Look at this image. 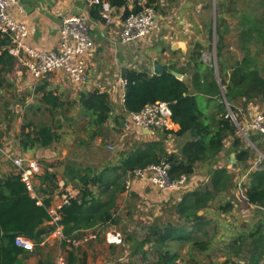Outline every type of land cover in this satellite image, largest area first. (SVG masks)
Here are the masks:
<instances>
[{"label": "trees", "instance_id": "16d2710c", "mask_svg": "<svg viewBox=\"0 0 264 264\" xmlns=\"http://www.w3.org/2000/svg\"><path fill=\"white\" fill-rule=\"evenodd\" d=\"M106 1L114 9L126 8L127 4L133 1L132 9L130 11L125 9L122 18L142 9L138 0ZM229 1L216 0L215 6L216 15L218 14L215 28L219 81L214 75V67L201 61L204 47L198 42L192 45L184 67L179 69L174 64L169 65L171 70L183 76L187 75L190 85L169 73L156 76L145 69L122 70V78L126 80L123 115L115 116L114 121L123 122L125 114L140 112L146 105L166 102L172 111V121L179 128L177 131L161 130L162 136L158 140L136 143L130 150L120 154L116 166L98 170L89 165L68 163L62 175L64 187L72 185L77 190V195L59 211L60 224L63 226L65 236L79 238L82 232L96 227H101V232H104L110 226H118L121 219L117 215V199L125 191L126 175L135 169H144L165 159L170 163L171 179H178L181 176L188 179L194 174L197 165H207L210 167L209 184L188 190L178 200L175 199V202L166 203L168 209H164L162 214L169 212L171 219L174 220L161 222L158 220L161 218H157L159 222L156 223L155 220V223L146 226V232L141 238L128 235L124 243L130 244L132 254H140L143 259H146L148 254L144 246H150L153 249L151 254L156 257L153 264H179L178 246L185 244H189L191 249L199 253L211 250L218 228L214 226L211 229L212 221L207 218V214L215 208L220 214L229 212L232 209L231 202L223 195L228 194V190L234 187L233 176L228 169L213 166L224 150L227 139L232 140V151L239 167L242 166L244 171L248 170L246 163L250 159L249 151L242 147L235 123L227 116L229 111L223 102L221 88L230 112L237 122L239 101L244 106L252 101H259L263 105L264 115V74L256 63V57L251 55L250 50L242 43L241 48L246 52L244 57L229 67L223 62L224 38L220 29L222 23L220 13ZM144 2L146 6H153L157 11L159 0ZM208 2L210 7L211 0ZM257 3L264 6V0ZM89 15L92 19L100 20L98 7L90 8ZM262 17L254 18L244 15V12L239 17L241 37L246 42H252L255 47L259 45L264 47ZM244 25H248L246 31ZM7 44V39H0V90L13 87V83L7 81V75L15 67V59L3 49ZM33 90V95L38 97V101L50 110L65 107V102L48 88L47 82L37 84ZM200 97L204 98V102L199 101ZM70 104L79 107L82 115L88 120L89 128L97 129L91 132V139L99 135L98 130L105 127L112 114V102L108 94L97 90L80 92ZM6 108V105L1 106L0 101V140L7 136L9 131V125L2 128V124L11 121L7 118ZM169 136L183 140L178 153L168 152L165 140ZM18 139L25 151L34 147H50L59 140V136L48 125L28 122L20 128ZM50 168H53L52 165H47L38 177V192H41L42 197L40 205L30 196L18 175L12 172L0 178V264H16L17 257L26 251L15 245L14 240L17 236L31 240L35 246L52 231L53 228L49 225L43 227L49 220L47 207L59 188L56 184V173L50 172ZM248 176L250 180L244 184V199L248 205L259 208L264 203V166L260 171L249 172ZM215 204L217 207H214ZM209 230H213L214 234H210ZM248 237L252 243L244 255L242 264H262L264 237L261 230H255ZM246 238L244 234H239L236 237L219 239L229 241L223 245L226 259L221 264H240L229 260L232 255L238 259L242 257V247L247 242ZM74 250L68 251V264H77L80 261Z\"/></svg>", "mask_w": 264, "mask_h": 264}, {"label": "rangeland", "instance_id": "374dc122", "mask_svg": "<svg viewBox=\"0 0 264 264\" xmlns=\"http://www.w3.org/2000/svg\"><path fill=\"white\" fill-rule=\"evenodd\" d=\"M208 1L209 0H159L157 8V13L161 17V31L159 34L147 40L134 41L125 46L119 42V49L126 50V47L129 48V45H131L130 47H136V53L138 55H144V61L140 63V70L145 69L151 72L150 58L153 54L158 55L160 53L159 51L163 50V48L171 50V47L175 45L176 42L182 41L185 44V54L176 52L172 54V57L168 56V59L173 61L172 63H174L177 68L181 69L187 64L186 58L188 53H190L192 45L198 42L204 47L201 54V61L214 67V75L219 81L218 58L216 55L217 35L215 28V21L218 18V14L216 15L215 11L216 0H211L210 7L208 6ZM234 2L236 3L234 4ZM257 2H259V0H230L224 7L225 9L220 13V17L222 18L220 29L224 38L223 62L226 67H229L235 61L241 60L246 53L241 48V44L243 43L246 45V48L250 50V54L256 57V63L258 67L262 68L264 74V47L261 45L255 47L252 42L243 40L241 37L242 27L239 26V17L243 12L244 15L254 18L262 17L263 15L262 18L264 22V6L259 5ZM247 27L248 25H244V31H246ZM132 60L135 61L134 58H132ZM41 81L35 82L33 80L34 87L41 83ZM184 81L188 82L190 85L188 79ZM12 83L14 84H12L13 87L15 86L16 88L15 82ZM61 83L62 86L56 88V86L50 85L49 89L60 94V98L65 102V107H63V109L50 110L45 107L38 101V97L33 95L34 90L30 91L27 89V86L24 85H22L24 90L22 89L23 92L21 95L8 96L5 94L1 100V106L6 105L7 107V118L11 120L8 123H11L12 127L9 138L15 143L17 140L16 136L20 132L19 126L28 122L36 125H48L57 133L59 140L47 148L37 147L39 158L33 159L39 161L42 173L47 168V165H52L53 168L49 170L50 172L56 173V184L59 187L56 190V194H60L68 188L72 194L76 192L77 195V190L74 189L72 185L64 187L62 175L68 163L81 164L83 166L89 165L98 170L108 166H116L120 154L130 150L133 145L141 142L143 139H137L138 131H140L139 129L125 126V118L123 122L114 121L115 116L123 115V110L118 100L117 102H112V114L108 123L103 129L98 130L99 135L91 139V132L94 130L97 131V129L89 128L88 120L82 115L79 107L70 104L77 98L80 90L75 87L73 88L64 77ZM13 87L7 89H12ZM190 91L193 92V89L190 88ZM199 101L201 103L204 102V98L200 97ZM237 109V117L240 126L243 127L242 125L245 126L251 121L255 112H262L263 105L259 101H252L244 106V104L239 101ZM156 132L158 137L162 136L161 130H156ZM238 136L241 137L243 146L249 151L250 163H246L248 167L247 171H244L243 167L240 166L239 172H232V184L234 187L241 179H243L244 182L246 181L245 176L250 167H252V169L255 168L254 163L257 162V165L264 166V158L260 157L259 153L249 144L248 137L245 139L241 132L238 133ZM177 141L178 140H176V142ZM176 142L173 143L175 144ZM109 146H112L113 149L109 150ZM34 152L36 155V151ZM21 157L24 156L22 155ZM2 158V154L0 153V159ZM4 166L7 168L11 167L9 161L1 160L0 169H5ZM145 188L143 193L140 190L141 194L139 192L130 194V192L133 190L136 191L137 189L134 185V188L127 192L124 191L117 199V215L120 217L121 223L111 230L121 235L122 243L117 245L119 247L113 254L118 257L123 256L122 261H124V264H153L156 257L151 254L153 249H151L150 246H144V250H148V254L147 258L143 259L140 254H132V250L129 248L130 244H125L124 239H126L128 235L141 238L146 232L145 227L152 225L156 221V223H158V220L161 222L174 220L171 219L169 212L162 214L164 209H168V207H166V203L168 202H163L157 198H145V194L150 195L152 191L148 187ZM174 193L176 194V192ZM230 196L233 204H231L232 209L229 212L220 214L217 208H215L211 209L207 214V218L212 221L210 225L211 229L214 226L218 228L217 231L215 228L216 239L211 250L206 253H199L191 249L189 244H185L181 247L178 246L179 264H188L189 262L192 264H221L226 259L223 245L229 243V241H221L219 239L222 237L231 238L239 234H244V236L247 237V242L242 247V257L238 259L232 255L229 260L230 262L235 261L242 264L244 262V255L247 254L250 243H252L248 235L259 229L261 230V235L264 237V211L260 208L248 205L240 196L239 199L234 195ZM171 200L172 201H168L175 202V199L172 198ZM216 203L218 202L216 201ZM214 207H217V204H215ZM157 218L161 219L156 220ZM209 233L214 234L213 230H209ZM103 235L104 240L101 239L102 242L93 243L92 250L94 252L100 253L102 251H107V245L110 244H108L105 239V233ZM88 243H86V245ZM64 250L67 251V249ZM126 253L127 256L125 257L124 255ZM261 263L264 264V256L261 259ZM115 264H120V262Z\"/></svg>", "mask_w": 264, "mask_h": 264}, {"label": "built area", "instance_id": "2783aa9c", "mask_svg": "<svg viewBox=\"0 0 264 264\" xmlns=\"http://www.w3.org/2000/svg\"><path fill=\"white\" fill-rule=\"evenodd\" d=\"M89 8L98 7L100 20L105 25L114 23V8L106 0H86ZM142 9L134 14H129L118 21L120 27L119 37L123 44H130L138 40H147L161 31L160 16L153 6L141 4ZM13 9L22 14L23 9L18 0H0V39H7L8 44L4 50L15 59V66L23 69L35 82L45 79L48 75L61 72L73 87H83L89 82V63L94 52V44L89 33V16L86 14H73L56 9L55 15L59 19L58 43L54 50L36 49L28 42L29 30L24 21L16 20L12 15ZM121 88L120 102H124V89L126 80L119 79ZM235 123L238 133L247 139L246 133L254 131L264 136V115L255 112L247 125L240 126L235 116L229 112L227 115ZM125 126L139 130H166L174 131L172 111L166 102L146 105L140 112L125 114ZM246 130V131H245ZM113 149L112 146L108 147ZM7 156V155H6ZM13 173L18 175L24 183L30 196L40 205L42 197L35 190V181L42 174V169L37 160L24 159L20 156L10 157ZM170 163L161 159L158 163L149 165L144 169H135L129 172L124 179L125 191H130L137 182H144L155 188L160 193L180 192L185 184L186 177L171 179L169 175ZM57 203L47 207L49 220L47 224L53 229L48 237L56 240L67 250L78 249L98 237L97 231L82 232L79 238L67 237L60 224V209L69 204L76 195L69 189L60 194H55ZM264 211V203L259 207ZM108 244L119 245L122 238L115 231L105 232ZM17 247L32 252L34 244L31 240L17 236L14 240ZM55 264H68L64 251L57 254Z\"/></svg>", "mask_w": 264, "mask_h": 264}, {"label": "crops", "instance_id": "0c3cea01", "mask_svg": "<svg viewBox=\"0 0 264 264\" xmlns=\"http://www.w3.org/2000/svg\"><path fill=\"white\" fill-rule=\"evenodd\" d=\"M19 5L23 9V13L20 14L16 9H13L12 15L15 17L16 20L24 21L29 30V36L27 39L28 44L36 49H47V50H54L57 47L58 43V27H59V19L55 15L56 9H60L65 12H71L73 14H86L89 16V33L92 38L94 44V52L90 58L89 63V82L83 87H75L79 89V93L82 91L91 92L94 90L105 92L108 94L111 102H119L120 106H122L120 102V94L121 88L119 85V79L122 78V70L125 68H136L140 69V63L144 61V55H138L135 50L136 47H126V50L119 49V32L120 27L118 25L119 19L122 18L124 10H131L133 7V1H130L126 8H119L114 9V23L110 26H107L101 20L92 19L89 15L90 8L88 7L86 0H18ZM139 4L144 3V0H138ZM159 15V14H158ZM160 16V15H159ZM161 18V17H160ZM179 49L171 50L164 49L160 50L158 55L153 54L150 58L151 66L153 59H158L161 63H167L168 65L174 64L168 56L172 57L171 52H179L180 54H185V47L182 41H178ZM123 44V43H122ZM124 46L126 44H123ZM156 47V46H155ZM134 48V49H133ZM154 48V47H152ZM160 55V56H159ZM167 57V58H166ZM169 57V58H170ZM135 59V61L132 60ZM139 58V60H138ZM63 77L66 78L61 72H56L48 75L42 81L48 83V88L50 85H54L57 87L62 86ZM189 77L186 75L184 76V80L188 79ZM7 81L10 83L15 82L16 88L14 89H2L0 90V101L2 98L7 94L8 96H17L21 95L23 92L22 85L27 86V89L33 91V79L23 70L17 68L15 66L10 74L7 75ZM62 79V81H61ZM41 81V82H42ZM21 83V84H19ZM14 85V84H13ZM73 87V86H72ZM74 88V87H73ZM23 89V90H22ZM26 90V89H25ZM61 90V89H60ZM58 90L59 92H61ZM57 95V92H55ZM78 93V94H79ZM123 110V109H122ZM6 125H9V131L7 136H4L0 140V153L2 154V159L0 161H9L10 168L0 169V178L13 172V167L11 165L10 157H17V156H24V159H33L39 158L37 147L29 150H23L19 144L18 134L16 136L17 140L16 143L13 142L9 136L11 135V123H4L2 124V128ZM22 125L19 126V130ZM178 126L175 125L174 130H178ZM248 137L249 144L259 153V156L264 158V136L259 135L254 131H249L246 133ZM158 134L156 131L150 133L149 131H138L137 139L148 142L158 140ZM176 140H178L176 142ZM173 142H176L175 144ZM166 147L169 153H178L183 141L180 138H176L174 136H169L166 140ZM180 143V145H179ZM177 144V145H176ZM232 140L227 139L224 143V150L219 154L217 163L213 166L215 167H225L228 169L230 174L233 175L232 172H239V165L235 158V153L232 151L231 148ZM174 145V146H173ZM242 147L243 143H242ZM245 148V147H244ZM36 151V155L35 152ZM7 155V156H6ZM37 156V157H36ZM35 160V159H34ZM39 162V161H38ZM259 162V161H258ZM250 163V159L248 160ZM257 163V162H256ZM255 164V168H249L245 178L246 181L244 182L243 179L237 182L235 187H231L228 190V194H224L223 197L230 200L231 204L233 201L231 200L230 195L236 196L239 199V196L245 201L243 193H244V184L250 180L248 174L249 172L260 171L262 169L261 165ZM257 165V167H256ZM244 178V179H245ZM210 181V167L207 165H197L194 171V174L190 176L186 180V184L184 188L180 192L175 193H160L152 186L148 185L144 182H137L135 183L136 191H132L133 193L141 192L143 193L145 187L150 188L151 194H145V198H157L158 200H162L163 202L172 201L171 199L178 200L181 195L186 191H191L200 186H204L209 184ZM242 183V185H241ZM38 185L39 179L37 178L35 181V190L37 194L41 197V192H38ZM133 185V188H134ZM141 190V192H140ZM153 193V194H152ZM56 192L53 195L52 204L57 203V199L55 198ZM76 195V192L74 193ZM159 194V195H157ZM160 196V197H159ZM160 198V199H159ZM221 200L223 198H220ZM219 199V200H220ZM246 202V201H245ZM48 226L47 223L43 225L44 228ZM112 226L105 229L104 232H101V227H96L94 229L87 230L86 232L90 231H97L98 237L95 241H90L87 245H82L80 248L75 249L76 256L78 258L77 264H115L120 262V264H124L123 256L118 257L113 254L114 251L118 249L119 246L117 245H107V251H102L100 253L94 252L92 250L93 243L102 242L101 239L104 238V233L111 230ZM104 240V239H103ZM129 247V246H128ZM56 240L51 239L50 237L46 236L42 239V241L34 246L32 252L25 251L23 255H19L17 257L16 264H55V260L57 254L62 250L65 252L66 257L68 255L69 250H64ZM130 248V247H129ZM127 256V253L124 255ZM68 259V258H67Z\"/></svg>", "mask_w": 264, "mask_h": 264}, {"label": "water", "instance_id": "95a60500", "mask_svg": "<svg viewBox=\"0 0 264 264\" xmlns=\"http://www.w3.org/2000/svg\"><path fill=\"white\" fill-rule=\"evenodd\" d=\"M172 49L173 50L179 49V43H175V45L172 46ZM151 73L156 76H160L162 73H169L179 80H184L183 75L177 73L176 71L171 70L167 63H161L158 59H153L152 66H151ZM221 95H222L224 104L226 105L228 111L230 112V109L225 100L222 88H221ZM143 131H149L150 133H153V131H150V130H143Z\"/></svg>", "mask_w": 264, "mask_h": 264}]
</instances>
